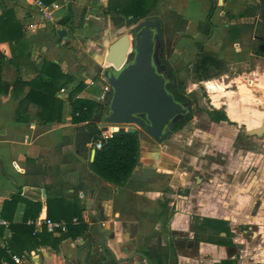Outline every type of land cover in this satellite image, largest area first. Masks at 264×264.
I'll use <instances>...</instances> for the list:
<instances>
[{
	"label": "crops",
	"instance_id": "0c3cea01",
	"mask_svg": "<svg viewBox=\"0 0 264 264\" xmlns=\"http://www.w3.org/2000/svg\"><path fill=\"white\" fill-rule=\"evenodd\" d=\"M158 1L162 3L164 0ZM165 1L168 10L164 18L170 15L171 19L168 28L176 30V25H182L184 20L185 25L178 32L188 35L187 38H178L175 48L185 45L187 51L194 49L197 54L188 63L186 78L192 71L197 74L198 67L195 65L200 52L196 43L202 45L201 49L216 53L227 67L241 63L246 69L236 77L227 73L209 79L196 77L195 82L205 89L207 106L205 111L195 113L198 122L196 120L191 129H187V125L180 131V142L176 145L182 144L185 152L174 153L175 149H170L167 142L158 144L137 130L136 166L126 183L115 185L99 180L89 169L88 160L76 153V126L72 122L69 100L70 92L80 84L76 97L97 102L95 98L103 84L99 80L101 75L99 77L97 73L100 68L108 66L105 62L108 46L119 37L116 31L122 28L113 25L110 14H103L108 0H54L49 5L51 18H41L37 6L21 0H0L1 80L10 83L17 78L30 81L39 74L37 63L42 59L58 64L66 76L62 79L64 85L54 95L57 104L61 105L59 121L45 122L40 119L37 116L39 108L33 103L20 114L25 121H17L18 101L29 87L19 90V99L14 98L12 91L0 92V221L5 222V225L0 224L3 227L0 246L7 247L12 236L10 222L16 225L21 222L25 199L41 204L36 219L27 221V224L33 225L34 233L45 226L54 236L61 235L66 228L52 229L45 220L65 224L72 211L69 202L77 197L83 206L81 217L89 225L87 237L63 238L57 251L44 245L16 254L23 258L22 264H79L88 254L87 243L92 242L89 237L102 240V228L112 230L107 244L116 258L129 254L136 236L141 233L142 244L155 235L157 248L167 253L166 264H200L199 259L204 256L209 264H220L222 260L246 264L238 258L254 259L252 264H257L259 262L256 261L264 259L260 252L254 256L248 252L251 242L246 239L249 232L250 238L255 234L263 237L264 241V135L256 136L249 132L259 128L264 119V67L258 65V68L250 69L249 64L251 61L264 63V55L254 54L250 47L251 39L257 36V25L252 20L262 19L260 14H256L257 9L252 16L248 9L250 6L257 7L262 0ZM213 1L212 28L205 35L198 29V24L205 21ZM245 1L247 6L244 7ZM99 8H102V17ZM68 9L71 10L70 20L60 23L59 20L68 14ZM240 12L246 15L242 16ZM6 17L19 26L17 43L5 38L11 35L2 25ZM238 23L253 24L252 34L245 31L241 41L236 40L223 47L228 28ZM60 30L65 31L63 36L59 34ZM172 65L176 73H180V69ZM91 80L93 84L89 83ZM93 86L96 92L93 95L86 93ZM213 110L223 112L228 121H212L209 113ZM96 126L101 132L100 125L96 123ZM92 150H95L93 146L90 160ZM30 162L40 166V174L31 172ZM182 165L184 168H180ZM28 167L30 172L26 173ZM146 168L155 169L150 178L146 181L131 180L132 177L138 179L145 176ZM136 169L138 171L134 173ZM127 183L132 185L127 186ZM14 193H19L22 199L14 208L3 206L4 201ZM54 194L63 198L61 203L65 208L58 221L47 216L46 199ZM54 207L51 205L53 215ZM137 208L139 214L134 210ZM209 218L227 222L230 236L225 238L226 233L220 231L218 235L224 240H231L232 245L214 243L203 237L204 233L198 225L201 219L206 221ZM73 219L76 216L71 220L76 223ZM185 231L189 232V237L193 233L196 235L195 247L190 250L178 241ZM171 242L176 243L175 256L169 251ZM252 244L257 247L259 241ZM241 245L244 249L237 251L235 247ZM18 248L24 249L23 246ZM78 255L80 261L77 260ZM91 256L88 264L97 260V256ZM3 262L12 264L2 258L0 264ZM125 264L145 263L134 257Z\"/></svg>",
	"mask_w": 264,
	"mask_h": 264
},
{
	"label": "trees",
	"instance_id": "16d2710c",
	"mask_svg": "<svg viewBox=\"0 0 264 264\" xmlns=\"http://www.w3.org/2000/svg\"><path fill=\"white\" fill-rule=\"evenodd\" d=\"M45 4H51L54 0H42ZM262 0L261 3H263ZM158 0H108L107 6L103 11V14H110L112 23L115 27H129L134 25L138 21L151 16H156L155 8L157 6ZM258 4L257 7L248 8L250 10L249 15H254L255 10L259 9L262 5ZM69 6V5H68ZM215 8V2H212L209 13L206 16L204 22L198 24V29L202 31L205 35L209 34L212 24L210 18L212 16L213 10ZM68 14L59 20L60 23H67L71 18V10L68 9ZM240 15H246L245 12H240ZM182 27L185 25V21L182 20ZM262 28L257 32V36L250 41V47L254 54L263 56V52L259 49L260 44L264 45V18L260 21ZM2 25L5 30H9L11 35L5 36L9 38L8 41H17L19 37L17 30L19 26L17 22H12L6 17L2 20ZM253 24L250 23H238L233 24L228 28L227 35L222 44L226 47L236 40H242V36L245 31H253ZM15 30V32H14ZM15 34H12V33ZM6 33V34H10ZM17 43V42H16ZM201 44L196 43V47L200 52V57L197 59L199 65H219L221 60L217 58L216 53L208 50L201 49ZM164 64L169 66L166 58L163 57ZM196 62V63H197ZM39 67V74L31 79L30 81H23L17 78L14 82L10 83L3 81L0 78V92L8 93L13 92V96L19 99V90L21 91L26 86L29 87L28 92L18 101V106L16 110V120H24L21 117V113L26 110L30 103L38 106L39 111L37 116L45 122L59 121L61 116V105L57 104V99L54 97L55 92L64 85L62 81L66 76L62 73L61 68L58 64L54 62L42 59L37 63ZM196 66V65H195ZM198 67V66H196ZM174 78L177 79L178 73L174 70L172 72ZM199 78L209 79V75L204 74ZM177 82V80H176ZM184 84L178 83L176 86L170 88V91L174 94L175 98L178 100H185L184 98ZM81 85H77L69 95V100L71 104L72 122L76 126V136L74 141V149L78 155L84 157L88 160L89 169L99 178L115 185H123L126 183L137 163L138 157V146H139V133L138 131L129 132L127 128L119 125L118 128H114L111 132V136L102 142L99 149H95L94 156L90 160V152L94 142L98 141L100 137V131L95 129L96 123L95 118L97 115L102 114L106 111V106L95 102L90 99L78 98L76 97L79 92ZM105 106V107H104ZM56 109V110H55ZM209 117L212 121L218 122L220 120L228 121L225 114L219 110H213L209 113ZM231 123V122H229ZM117 127V125H115ZM90 145V146H89ZM32 166L31 172L35 174H40V166L35 164V162H30ZM29 165V164H28ZM29 167L26 169V173H29ZM49 196V195H48ZM47 196V216L53 220H61L60 214L64 213L62 206L63 198L54 194L52 197ZM75 196V195H74ZM22 199L19 193H14L10 196V199L5 200L3 206H16L18 201ZM52 203V204H51ZM51 205L55 207V214H52ZM70 215L68 219H65L66 230L59 236H54L51 232H48L46 227L43 226L40 232H33V225L27 224L28 220L34 221L41 209L40 202H36L30 199H25V210L23 213L22 220L19 224H13L10 222V229L13 231L12 236L8 239L7 247L0 246V263L2 258L4 260L10 261L11 254H22L24 251L30 252L31 249L37 246H49L54 251H57L58 245L63 238L76 239L77 237H84L88 234L89 225L84 222L81 217V212L83 206L79 204L78 197L74 198L69 202ZM76 216L77 222L72 223V217ZM206 222H209L206 220ZM204 222L201 224L202 228L209 226V224ZM217 224V225H216ZM215 230L220 232H225L229 235V228L223 221L215 223L213 226ZM3 233V227L0 226V237ZM29 238V240H28ZM226 238V237H225ZM27 241L29 243L26 246ZM218 243L232 245L231 240H224L219 238ZM25 244V245H24ZM19 246H23L24 249H19ZM9 249V250H7ZM11 254H9V252ZM109 264V263H108ZM115 264V263H110ZM220 264H235L232 260H222ZM257 264H264V262H259Z\"/></svg>",
	"mask_w": 264,
	"mask_h": 264
},
{
	"label": "water",
	"instance_id": "95a60500",
	"mask_svg": "<svg viewBox=\"0 0 264 264\" xmlns=\"http://www.w3.org/2000/svg\"><path fill=\"white\" fill-rule=\"evenodd\" d=\"M261 5L256 14H260L263 19L264 2ZM59 34L63 36L65 31L60 30ZM161 38L162 22L151 16L138 21L127 33L109 44L105 55L108 66L100 68L97 73L99 77L101 75V82L110 85L106 111L95 118L101 130L107 129L108 125L119 124L126 126L129 132L140 129L155 142L162 143L171 133L165 130L167 124L176 115L190 109V106L184 108L165 88L166 79L154 60L155 41ZM95 128L98 130V126ZM249 132L256 136L264 135V119L259 128ZM94 153L95 150H92L91 159ZM137 171L134 170V173ZM154 172V168H146L143 173L145 176L138 179L132 177L131 180L146 181ZM87 246L88 254L80 264H88L92 254V244L87 243ZM105 248L106 245L101 248L104 260L99 263L108 261ZM77 260H81L79 255Z\"/></svg>",
	"mask_w": 264,
	"mask_h": 264
},
{
	"label": "flooded vegetation",
	"instance_id": "af4514ba",
	"mask_svg": "<svg viewBox=\"0 0 264 264\" xmlns=\"http://www.w3.org/2000/svg\"><path fill=\"white\" fill-rule=\"evenodd\" d=\"M163 38H164V31H163V27H162V38L158 41H155V46H154L155 53L154 54H155L156 58L154 60L157 62V65L160 68L161 73L163 74V76L166 79V83H165L166 90L168 92H170L173 95L174 99L176 101H178L179 103H181L184 106V108L187 109L190 106V109L186 110L183 113L176 115L175 118L172 119L167 124V126L165 127V130L170 131L171 133L168 136V138H166L162 143H158V144H165L167 142L169 144L168 147L170 149H175L174 153L185 152L184 151L185 147H181L182 144L180 146L176 145V144H178L180 142L179 141V138L181 137L180 131L183 128H185L187 125H189V123H194L197 120L196 116H195L196 105L193 103V99L190 96H188L187 94H184L185 100H178L175 98L174 94L170 91V88H172L173 86H176L177 82H176V78H174V76L172 75V72L175 69L174 66L172 65V63L169 62L168 58H166V60L168 61L169 66L164 64V62H163L164 61L163 60V48H164ZM258 46L264 55V45L260 44ZM256 55H258V54H256ZM197 122H198V120H197ZM138 130H140V129H138ZM140 131L142 133H144L142 130H140ZM144 134H146V133H144ZM180 168H184V166L182 165V166H180ZM135 212H136V214L137 213L139 214L138 208L136 209ZM207 220L209 222H206L204 219H201V224H204V222H206V224L208 223L209 226L207 225V227L202 228L201 227L202 225L200 224L199 229L204 233V235H203L204 238H206L207 240H213L214 243H217L218 242L217 240H219V238H221L218 235L219 231L215 230L211 226H213L215 223H218L219 221H223V220L219 219V218H217V219H215V218L210 219L209 218ZM223 222H225V221H223ZM225 224L227 225V222H225ZM100 232L103 235L102 240H93V238L91 236L89 237V239L94 243V244H92V242H91L92 252H93L91 257H94V255L97 256V260L94 264H100L99 262L104 260V255H103V252L101 250L103 245H106L104 253L108 257L107 262H109V263L113 262L116 264H121V263L125 264L126 262L130 261L134 257H138V258L142 259V261L145 264H149L145 258L150 260L152 264H166L167 253L165 254L162 251H160L159 247L157 248V243L154 240L155 235H151L150 237H148V239L146 240V243L142 244V235H141V233H138V235L135 238L136 240L134 242L132 251L129 252V254H127L126 256H124L122 258H116L113 251L110 249V247L107 244V241H108L109 237L111 236L112 230L102 228V229H100ZM188 233L189 232H186V231L183 232L179 236L178 241H180L187 250H190V249L195 247L194 242H195L196 235H195V233H193V235L191 237H189ZM199 233L200 232H198V234ZM229 236H230V231H229V235H226L225 237H229ZM84 237H87V236H84ZM94 246H95V249H94ZM169 248H170V250H169L170 254H172V256H175L176 255V253H175L176 243L171 242L169 245ZM141 254H142V256H141ZM115 259H119L120 261L116 262ZM92 260L93 259H91L90 261H92Z\"/></svg>",
	"mask_w": 264,
	"mask_h": 264
},
{
	"label": "rangeland",
	"instance_id": "374dc122",
	"mask_svg": "<svg viewBox=\"0 0 264 264\" xmlns=\"http://www.w3.org/2000/svg\"><path fill=\"white\" fill-rule=\"evenodd\" d=\"M164 1H162V3H160L158 1L157 6L155 8V12H156L155 18L160 19L162 21V25L164 26L163 28H165L164 38H163V45H164L163 57L168 58L169 62H171L178 69H180V73H178V75H177V82L178 83L182 82L185 85L184 92L193 99V103L196 105L195 113H197L200 110L205 111V107L207 106L206 105L207 100H206L205 89H204L203 85L199 84V82H195L196 77H200L201 75H204V74L209 75V77H215V76H218L220 74H225V73L229 74L230 77H236L237 75L242 73V71H245L246 67H244V65L241 63L233 64V66L229 65L227 67L224 64V62H222V61L219 63V65H207V66L203 67L202 65H199V62H197L196 63V66H198L197 71L194 70L197 74H195L192 71V72H190L189 77L186 78L185 72L187 69H189L188 63L191 62L194 58H196L197 54H196V51L194 49L192 52L187 51L185 45L179 46L178 49L175 48L177 45L178 38L179 39L187 38L188 35L183 34L181 32H178V31H181V29H182V25L180 23L178 25H176L177 26L176 30L173 27L168 28V24L170 23L171 19L169 18L170 15L169 16L166 15V18H164V15L166 14V11L168 10V3L166 1L165 2ZM243 6L244 7L247 6V1L244 2ZM64 7H66V5H64ZM99 11L101 12L100 14L102 17L103 16L102 8H99ZM252 21L256 22L257 32H259V30L262 28L260 20L257 19L255 21L253 19ZM101 25H102V22H101L100 26ZM134 25H131L129 27L124 26V27L120 28L119 31H116L117 32L116 35L121 36L122 34L127 33L129 31V29L131 27H133ZM173 30H175V32H173ZM246 43H249V41H247ZM172 60H175V61H172ZM249 64H250V69H255L254 67L258 68V65L261 67L262 66L264 67L263 62L257 63V61H255V62L251 61V62H249ZM96 84H98V83H96ZM95 92H96L95 86L89 87L86 90V93H90V94H92V93L94 94ZM191 126H193V123H189V126L187 127V129H189V128L191 129ZM124 127H126V126H124ZM130 185H132V184H128L127 186H130ZM131 187H133V186H131ZM134 210L136 211V209H134ZM198 226H200V225H198ZM198 226H195V227L197 228ZM253 227L254 226H252V229H253ZM247 235H246V237H247L246 239L250 240L249 242H251L250 243L251 246L249 248H247V250L249 249L248 252L250 254H252V256H254L256 253L258 254L259 252L262 255H264L263 237H261V236L257 237L255 234H253V238H250L249 232ZM257 241H259V244H257V247L256 246L254 247V244H252V242H257ZM235 249L237 251H239L240 249L243 250L244 248L241 245V246H236ZM193 252H194V254H196L195 250H193ZM241 253H243V252H241ZM238 255H239V253H238ZM206 258L207 257H205V256L201 257L199 259L200 264H209L210 261L208 259L205 260ZM238 261L245 262L246 264H252L253 261H255V260L254 259L251 260L249 258H243V259L238 258ZM238 261H237V263H240ZM256 262H262L263 263L264 259L261 258Z\"/></svg>",
	"mask_w": 264,
	"mask_h": 264
},
{
	"label": "built area",
	"instance_id": "2783aa9c",
	"mask_svg": "<svg viewBox=\"0 0 264 264\" xmlns=\"http://www.w3.org/2000/svg\"><path fill=\"white\" fill-rule=\"evenodd\" d=\"M29 5H34L37 6L38 8V13L40 15L41 18H51V9H49V5L50 4H45L42 0H21ZM53 6H56V4H54ZM90 84H93L94 81H90ZM110 91V85L107 82H104L102 84L101 90L99 92V94L97 95V97L95 98L97 102L105 105V103L107 102L108 99V93ZM115 125H117V127H115ZM119 124H112V125H108L107 129L102 130L100 132V139L96 142H94L93 144V148L94 149H99L102 145V142L107 140L110 136H111V132L114 128H118ZM123 126V125H121ZM124 127V126H123ZM126 128V127H125ZM73 221H77V219H73ZM46 224L49 225L52 229H60V230H64L66 228V225L62 222H54L51 221L49 219L45 220ZM1 225H5L4 221H0ZM11 259L13 260V262H15L16 264H22L23 263V258H21L20 256L16 255V254H11ZM3 264H9L8 262H3Z\"/></svg>",
	"mask_w": 264,
	"mask_h": 264
}]
</instances>
